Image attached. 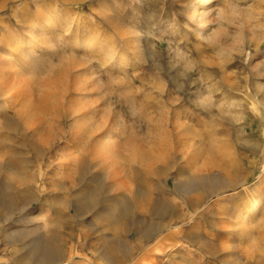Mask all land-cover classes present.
Returning a JSON list of instances; mask_svg holds the SVG:
<instances>
[{"label": "rangeland", "instance_id": "374dc122", "mask_svg": "<svg viewBox=\"0 0 264 264\" xmlns=\"http://www.w3.org/2000/svg\"><path fill=\"white\" fill-rule=\"evenodd\" d=\"M202 1L0 0V264H264V0Z\"/></svg>", "mask_w": 264, "mask_h": 264}, {"label": "bare ground", "instance_id": "6f19581e", "mask_svg": "<svg viewBox=\"0 0 264 264\" xmlns=\"http://www.w3.org/2000/svg\"><path fill=\"white\" fill-rule=\"evenodd\" d=\"M208 1V0H207ZM202 3H205V0H203L202 1ZM195 9V8H194ZM25 10H26V8H25ZM27 11V10H26ZM48 13V12H47ZM106 14V13H105ZM192 14V13H191ZM207 14L206 13H200V12H198L196 9H195V11H194V13L192 14V19H195V20H197V22H201L202 24H201V26H203L204 27V25H203V23H205V22H203V20H204V18H205V16H206ZM30 19V18H29ZM52 19V18H51ZM51 19H49L48 20V23L50 24V23H52V21H51ZM35 20V19H34ZM30 22H33V20L31 21V19H30ZM37 22V21H36ZM27 23V22H26ZM29 23V22H28ZM33 23H35V22H33ZM208 23V22H207ZM36 24H38V22L36 23ZM27 25V24H26ZM29 25V24H28ZM32 25H34V24H31V25H29V26H32ZM206 25H208V24H206ZM205 25V26H206ZM48 26H51V25H48ZM36 29H38V27H36L35 25L32 27V30L34 31V30H36ZM16 37V36H15ZM31 37V36H30ZM33 37V36H32ZM29 38V37H28ZM7 41H9V40H7ZM12 51V50H11ZM14 52V51H13ZM15 52L17 53V51L15 50ZM14 52V53H15ZM10 55V54H9ZM23 87V86H22ZM10 90V89H9ZM5 91V90H4ZM14 91V90H13ZM10 92V91H9ZM12 100V99H11ZM16 100V99H15ZM14 101V100H13ZM13 103V102H12ZM1 105V104H0ZM12 105V104H11ZM16 105V104H15ZM113 129V128H112ZM113 131V130H112ZM112 133V132H111ZM113 134V133H112ZM111 136V135H110ZM113 136V135H112ZM112 140V139H111ZM111 140H109L108 142H110ZM107 141V140H106ZM101 143V142H100ZM102 143H103V141H102ZM112 143V142H111ZM104 144H102V146H103ZM1 165V164H0ZM12 167V166H11ZM15 174H18V173H15ZM19 176V175H18ZM21 177V176H20ZM263 178V177H262ZM261 178V179H262ZM232 182V181H231ZM229 183L230 182H226V183H224V188H228L229 187ZM190 188V187H189ZM201 191V190H200ZM256 194H258V193H256ZM254 196V195H253ZM259 199H260V197H258V198H253V199H249V200H247V202H245V204H244V206L242 207V208H240L239 210H238V216L237 215H235L237 218H235V219H237L239 222H238V224H237V227L238 228H243V230H245L246 229V226L250 223V216H251V213H254L255 212V210L257 209V207L259 206ZM111 207V206H110ZM120 206H115V207H111L110 208V213H108V214H106V216L101 220L103 223H105V224H108V225H111V223L115 220V218H116V216H117V214H118V211L120 212ZM124 209H126V207L124 208ZM129 209V208H128ZM122 211V210H121ZM123 212H125V210L123 211ZM256 214V213H255ZM254 216V215H253ZM29 219V218H28ZM252 220V219H251ZM31 222H33V220L31 221ZM38 223V222H37ZM237 223V222H236ZM252 223V222H251ZM25 224V223H24ZM27 224H28V222H27ZM26 224V225H27ZM252 225V224H251ZM236 226V225H235ZM240 226V227H239ZM244 227H245V229H244ZM248 227V226H247ZM249 227H250V225H249ZM249 227H248V230H249ZM241 231L239 230V232H238V234L240 233ZM235 233H237V232H235ZM234 233V234H235ZM244 233V232H243ZM233 234V235H234ZM238 234H236V235H238ZM245 234L246 235H249V231H246L245 232ZM245 235V236H246ZM240 245V244H239ZM241 246V245H240ZM235 248V247H234ZM240 248V247H239ZM237 249V248H236ZM238 250V249H237ZM43 253L44 254H46L47 253V255H41V259H40V261H41V263L42 264H50L49 263V261L50 260H52V258H51V256L52 255H49V253H48V248L47 247H45V248H43ZM230 251H232V250H230ZM234 251V250H233ZM39 257V256H38ZM54 259V258H53ZM56 260V259H55ZM56 262V261H55ZM54 263V262H53ZM57 263V262H56ZM60 264V263H59Z\"/></svg>", "mask_w": 264, "mask_h": 264}]
</instances>
